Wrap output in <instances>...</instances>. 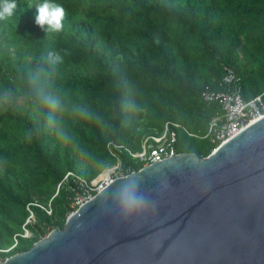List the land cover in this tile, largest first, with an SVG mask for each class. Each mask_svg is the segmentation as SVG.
Returning a JSON list of instances; mask_svg holds the SVG:
<instances>
[{
  "label": "trees",
  "instance_id": "16d2710c",
  "mask_svg": "<svg viewBox=\"0 0 264 264\" xmlns=\"http://www.w3.org/2000/svg\"><path fill=\"white\" fill-rule=\"evenodd\" d=\"M16 2L17 25L0 21V248L29 210L34 222L10 254L63 227L77 190L65 175L90 183L113 165L108 141L137 150L171 121L196 135L176 129L178 152L207 156L221 107L201 95L220 88L224 66L244 100L264 102V0H54L64 29L46 37L35 24L43 0ZM119 157L124 174L141 167L125 149Z\"/></svg>",
  "mask_w": 264,
  "mask_h": 264
},
{
  "label": "water",
  "instance_id": "95a60500",
  "mask_svg": "<svg viewBox=\"0 0 264 264\" xmlns=\"http://www.w3.org/2000/svg\"><path fill=\"white\" fill-rule=\"evenodd\" d=\"M133 182L148 203L126 215L118 192ZM3 264H264V116L205 157L116 177Z\"/></svg>",
  "mask_w": 264,
  "mask_h": 264
},
{
  "label": "built area",
  "instance_id": "2783aa9c",
  "mask_svg": "<svg viewBox=\"0 0 264 264\" xmlns=\"http://www.w3.org/2000/svg\"><path fill=\"white\" fill-rule=\"evenodd\" d=\"M240 77L233 68L229 66L223 67V75L219 82V89H207L202 92V99L206 102H217L221 107V113L214 116L209 123V129L206 136H209L213 142H216L211 152L220 144L237 135L246 125L264 116V102L262 94L252 99L244 100L241 93ZM181 127L176 122L168 121L164 124L161 132L144 136L140 141V148L131 150L114 141H108L106 148L108 152L115 158V163L105 167L101 173L88 183L84 178L72 172H68L67 176L72 177L77 190L74 191L71 207L76 209L84 202L90 200L95 193L102 190L106 185L113 181L116 177L126 175L122 171V164L119 153L125 149L130 156L136 159L142 166L161 161L165 158L174 156L179 152L176 149L177 131ZM183 128V127H181ZM188 135L196 136L183 128ZM103 173L104 176H101ZM57 193V192H56ZM56 193L54 195H56ZM29 209V208H28ZM48 214L51 213V207L45 208ZM72 212V211H71ZM34 222V214L29 210L24 224L23 231L13 236V242L7 247L0 248V264L12 254V250L18 243V237L31 238L33 233L26 226ZM45 235L40 236L42 238Z\"/></svg>",
  "mask_w": 264,
  "mask_h": 264
},
{
  "label": "clouds",
  "instance_id": "9594fccd",
  "mask_svg": "<svg viewBox=\"0 0 264 264\" xmlns=\"http://www.w3.org/2000/svg\"><path fill=\"white\" fill-rule=\"evenodd\" d=\"M35 8V24L45 32V37L51 33L61 32L64 29L65 10L61 5L55 3L54 0H43V3L36 5ZM17 9L16 0H0V21L16 17L17 25L19 19ZM48 58L53 65L63 63V57L58 52H50ZM40 96L44 103L50 102L46 94L41 93ZM118 201L122 212L130 215L145 207L148 203V198L138 191V184L133 182L120 188Z\"/></svg>",
  "mask_w": 264,
  "mask_h": 264
},
{
  "label": "bare ground",
  "instance_id": "6f19581e",
  "mask_svg": "<svg viewBox=\"0 0 264 264\" xmlns=\"http://www.w3.org/2000/svg\"><path fill=\"white\" fill-rule=\"evenodd\" d=\"M105 173H103L101 176H104Z\"/></svg>",
  "mask_w": 264,
  "mask_h": 264
},
{
  "label": "rangeland",
  "instance_id": "374dc122",
  "mask_svg": "<svg viewBox=\"0 0 264 264\" xmlns=\"http://www.w3.org/2000/svg\"><path fill=\"white\" fill-rule=\"evenodd\" d=\"M100 173H101V172H100ZM100 173H99V174H100ZM99 174H98V175H99ZM98 175H97V176H98ZM97 176H96V177H97ZM94 179H95V178H94ZM45 235H46V234H45Z\"/></svg>",
  "mask_w": 264,
  "mask_h": 264
}]
</instances>
